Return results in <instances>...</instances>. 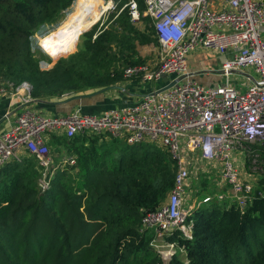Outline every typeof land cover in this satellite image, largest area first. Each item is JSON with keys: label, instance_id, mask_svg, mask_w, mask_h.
I'll return each instance as SVG.
<instances>
[{"label": "trees", "instance_id": "obj_1", "mask_svg": "<svg viewBox=\"0 0 264 264\" xmlns=\"http://www.w3.org/2000/svg\"><path fill=\"white\" fill-rule=\"evenodd\" d=\"M72 1L0 0V75L14 84L29 81L34 99L67 100L112 88L127 67L143 63L137 45L152 40L135 27L128 8L117 14L126 1L120 0L106 28L94 38L89 33L74 55L42 70L30 37L41 25L57 22ZM56 139L55 147L75 157L64 166L77 169L75 179L58 170L59 177L40 193L41 166L36 162L35 168L34 157L0 168V264H162L149 243L155 232L143 229L141 220L173 186L176 163L169 151L106 134ZM208 203L187 218L191 239L179 231L166 237L185 248L187 262L174 255L168 262L264 264V197L243 212L224 202Z\"/></svg>", "mask_w": 264, "mask_h": 264}, {"label": "built area", "instance_id": "obj_2", "mask_svg": "<svg viewBox=\"0 0 264 264\" xmlns=\"http://www.w3.org/2000/svg\"><path fill=\"white\" fill-rule=\"evenodd\" d=\"M142 2L144 9L140 10L137 0H126L120 11L128 8L134 24L141 16L151 20L161 62L154 71L146 65L129 66L124 76L140 74L143 81H158L163 76L168 81L182 78L163 91L143 95L133 104L98 114L73 110L46 115L35 108L24 109L33 100L32 87L26 81L11 85L12 106L23 107L9 129L0 132V168L12 160L20 162L19 151H25L41 166L37 183L45 191L50 185L49 169L56 166L47 144L48 134L69 138L87 132L123 136L128 144L157 143L175 160L176 174L166 199L143 215L142 228L153 229L155 239L166 238L174 231L191 239L192 223L187 220L190 208L211 201L207 195L192 206L186 205L193 200L188 193L192 167L213 174V181L221 188L215 200L227 207L234 205L243 212L254 199L264 197V1ZM110 5L114 7L112 1ZM197 48L218 54L217 73L224 77L223 82L206 86L195 79L197 72L189 67L188 56ZM243 67H253L258 76L244 73L247 83L242 84L246 89L241 91L231 85L229 75ZM4 88L0 86V95L6 94ZM42 133H46L45 139ZM235 153L241 155V160ZM67 163L74 164L75 157L59 161L60 166ZM217 163L221 167H214ZM158 254L162 259L171 258L174 251L161 249Z\"/></svg>", "mask_w": 264, "mask_h": 264}, {"label": "rangeland", "instance_id": "obj_3", "mask_svg": "<svg viewBox=\"0 0 264 264\" xmlns=\"http://www.w3.org/2000/svg\"><path fill=\"white\" fill-rule=\"evenodd\" d=\"M75 1L76 0H73L71 2V4L66 9L63 10L62 15L57 22L52 23V24L46 23V24L41 25L39 27V29L36 32H34L32 34V36L30 37L31 52H32L33 56L39 60V68L42 70L43 69H49V68L53 67L58 61L63 60V59H67L71 55H74V53L77 51L79 45L84 41V39L86 38V36L89 33H91V37L94 38L99 32H101L100 28H106L108 26V24L110 23V22H108L109 17L113 11L117 10V8H118L117 4H119L120 0H102L104 8L98 9L96 7L95 12L91 18L89 17V15L87 13H85L88 10L87 7L91 5V1L90 0H83V4H84V9L82 10L83 13H81L78 17H76L77 15H75L72 18H66L67 14L70 11H72L74 4H75ZM107 1H109V2L112 1L114 3V7L112 8L111 5L109 6ZM259 1H264V0H259ZM120 8L118 9L117 14L120 12ZM64 19H67V22L69 21L68 24L69 23L71 24V22H73L76 19L75 32H76V30H79V34L73 42L74 43L73 47L75 46V49L72 51V49H73V47H72L71 50L67 54H64L65 56L61 55V56H58L56 58H52L45 51H43V49L39 45L40 44L39 39H40V37H43L44 35H46L49 31L55 29L57 27V25L60 22H62ZM73 25H74V23H73ZM134 25L139 30H141L145 33H149L150 37L152 39L149 43L137 45L138 55L140 56L141 60L143 61V63L137 64V65H139V66L146 65L149 71H154L159 67L161 61H160V55H159V45L153 36L152 22L146 16H141L140 21L138 23H135ZM262 34L264 35V31L262 32ZM189 55L192 58L193 57H199L200 58V56H201L205 62V63L200 62L197 66L191 65L192 70L197 72L195 79L198 82L203 83L202 78H204V77L210 78L209 84H214L218 81H219V83H221L224 81V77L222 75H220V73H217V65H218L217 60L219 58L218 54L212 53L211 51L204 49V48H197L193 52H190ZM206 64H208V67L206 66ZM244 73L250 74L253 78H256L258 76L257 73L254 71L253 67H243V69L241 71L231 72L229 75V82L231 83V85L236 86L238 89L241 88V91H244L246 89L245 86H242L243 83H247V80L245 78ZM134 77H139V79H140L141 75L138 74ZM128 79H131V78L125 77L123 75L122 79L119 82H121V83L128 82ZM200 79H201V81H200ZM141 81L144 82L143 80H141ZM26 82L28 83L29 86L32 87V85L29 81H26ZM157 84H160V83L155 82V81H149L147 83L140 84L139 88H135L134 91L137 92V94H144V92L146 90H150L151 87L156 86ZM204 84L206 86H209L206 83H204ZM11 85H17V84H14L12 81L7 80V78L0 75V86H5L4 89H5L6 94H8V97H9L10 92L13 90L12 88H10ZM6 86H8L9 88ZM131 89H132V86H129L127 88V90H131ZM129 92H131V91H129ZM32 103L33 102H31L30 105L29 104L26 105L24 107V109L33 108L31 106ZM43 113L47 114L46 112H43ZM45 134L46 133H42V136L44 139H45ZM107 137H109V136H107ZM104 138H106V137H104ZM107 139H109V138H107ZM117 139L125 143L123 136L118 137ZM151 144H154V146H158V147L161 146L157 143H151ZM165 150H166V148H165ZM50 151H51V154H53L52 158H53L54 154H58L57 156L60 158L62 156L63 157L68 156L65 152V148L63 149V148L53 147L50 149ZM235 154H236V156H238V161H239V159L241 160V158H239V156L241 157V155L238 153H235ZM33 161L35 162V168H36V162L37 161H35V160H33ZM53 165H56V166L53 168L51 167L49 169V171L51 170V175H50V177H48V181H47L48 183H50V185L52 183L54 176L57 173L59 174L58 170H64V174H62L63 176H66V177L72 176L73 179H75L77 169L72 170L69 167H64L65 165L60 166L59 161L57 160V157L55 158V162H54V158H53ZM196 166H199V164H197ZM214 167H221V164L220 163L214 164ZM39 168L41 170V167H39ZM65 168H67V169H65ZM202 168H204V167H202ZM58 174L55 176L54 179L59 177ZM213 179L214 178H213L212 173L209 174L207 172H203L200 170V167H192L190 169V176H189V181H190L191 187H190L188 193H189V197L193 196V200L191 201L192 203L187 202L186 205L192 206L193 202H197L198 200L200 201L202 199V197L207 196V195L211 196L210 202L215 201V195L217 194V192H219V189H221V188L218 186V184L216 182L213 181ZM76 183L77 182L71 183L73 186V187L71 186V188H73V189L76 188ZM56 185L58 186V183H56ZM39 190L41 191V189H39ZM40 193H44V192L41 191ZM194 199H196V201H194ZM209 205H210V203L200 204V205L195 206V208H190V211L192 213L194 210H197L198 208L209 206ZM220 205H222V204H220ZM153 232H154V230H153ZM155 236L156 235L151 237L149 243H150V246H152L157 253H158V250L161 251V249L171 250V251H174V256H176L179 260L187 262L185 248H183L182 245L181 246L178 245L177 240H168L165 237H157V239H155ZM167 244H168V246H167ZM140 257H141V254L139 253L136 258L140 259ZM169 259H170V257L169 258L164 257L162 259V264H170L168 262Z\"/></svg>", "mask_w": 264, "mask_h": 264}, {"label": "crops", "instance_id": "obj_4", "mask_svg": "<svg viewBox=\"0 0 264 264\" xmlns=\"http://www.w3.org/2000/svg\"><path fill=\"white\" fill-rule=\"evenodd\" d=\"M218 61L219 59L217 60V62ZM200 62L205 63L201 56L200 58L199 57L192 58L190 57V55L188 56V65L190 68L191 65L197 66ZM206 66L208 67V64H206ZM218 66L219 64L217 65V68ZM130 78L131 79H128V82H123V83L119 82L117 83V85L107 89L105 92L101 94L87 97L82 100H78V101L71 100L66 102H64L65 100H55V101L47 100V101H51V103L43 104V105L38 103H32L31 106L42 112H46L47 113L46 115L65 114L73 110H80L82 113H88V114H98L109 108L119 107L126 104H133L134 102L138 101L143 95L150 93L151 91L160 87L163 84L162 80L155 81V82H159L160 84L151 87V89L149 88L150 90H146L144 94H137V92L134 91L135 88H139L140 84H144L149 81L142 82L141 79H139V77H134V76ZM202 79H203V84L204 83L209 84V80H210L209 77H204ZM129 86H132L131 90H127ZM12 104H14L13 98H9L7 94L0 95V132H4L9 129V127L14 123L17 114L20 112V109L23 107L20 104L15 106H12ZM59 136L61 135L56 133H51L47 135V144L49 145V147L53 148L55 147V145H57L56 138H58ZM19 155H21L22 159L25 157H30L33 159V156L29 155L23 150L19 151ZM50 155L51 156L53 155L51 154V151H50ZM57 155L58 154H54L53 158L55 160V158L57 157V160L60 161V159L63 156L60 158Z\"/></svg>", "mask_w": 264, "mask_h": 264}, {"label": "bare ground", "instance_id": "obj_5", "mask_svg": "<svg viewBox=\"0 0 264 264\" xmlns=\"http://www.w3.org/2000/svg\"><path fill=\"white\" fill-rule=\"evenodd\" d=\"M90 1H91V5L87 7L88 10L85 13H87L91 18L95 12V8L97 7L98 9H101L104 8V5L102 3V0H90ZM107 2L110 6V2L109 1ZM83 9H84L83 0H76L72 11H70L67 14L66 18H72L75 15H77L76 17H78L81 13H83L82 12ZM76 19L73 22H71V24L70 23L68 24L69 21L67 22V19H64L62 22H60L57 25L55 29L49 31L43 37H40L39 45L41 46L43 51H45L52 58H56L58 56L67 54L73 47L74 45L73 42L79 34V30H76L75 32ZM45 41H47V44H45Z\"/></svg>", "mask_w": 264, "mask_h": 264}, {"label": "water", "instance_id": "obj_6", "mask_svg": "<svg viewBox=\"0 0 264 264\" xmlns=\"http://www.w3.org/2000/svg\"><path fill=\"white\" fill-rule=\"evenodd\" d=\"M182 77L178 78V79H181ZM178 79H172L171 81H168V77L167 76H163L161 78L163 84L156 88L155 90L151 91L150 93H157V92H160V91H163L164 89L174 85L176 83V81ZM110 87H105V88H100L98 90H95L93 91L92 93H82V94H78V95H75V96H72L71 98L65 100L64 102L66 101H71V100H82L84 98H87V97H91V96H95V95H98V94H101L103 92H105L107 89H109ZM33 103H51V101H47V100H43V99H33L32 101Z\"/></svg>", "mask_w": 264, "mask_h": 264}, {"label": "snow or ice", "instance_id": "obj_7", "mask_svg": "<svg viewBox=\"0 0 264 264\" xmlns=\"http://www.w3.org/2000/svg\"><path fill=\"white\" fill-rule=\"evenodd\" d=\"M45 44H47V41H45Z\"/></svg>", "mask_w": 264, "mask_h": 264}]
</instances>
